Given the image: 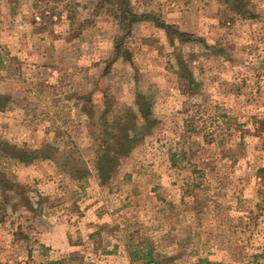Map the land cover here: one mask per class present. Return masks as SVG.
Returning <instances> with one entry per match:
<instances>
[{"label": "rangeland", "instance_id": "374dc122", "mask_svg": "<svg viewBox=\"0 0 264 264\" xmlns=\"http://www.w3.org/2000/svg\"><path fill=\"white\" fill-rule=\"evenodd\" d=\"M99 2L0 0V264H264V0L253 18L130 0L153 18L129 32ZM90 92L133 107L143 93L158 120L111 180L3 151L75 142L92 159Z\"/></svg>", "mask_w": 264, "mask_h": 264}, {"label": "trees", "instance_id": "16d2710c", "mask_svg": "<svg viewBox=\"0 0 264 264\" xmlns=\"http://www.w3.org/2000/svg\"><path fill=\"white\" fill-rule=\"evenodd\" d=\"M227 1H229L230 4L232 3V9H236L237 14L250 18L257 17L258 15L251 8L252 3L250 0ZM99 3L102 7L108 5V11L114 15V18L118 20L120 26H123L128 32L134 23L153 18L151 14H138L134 12L131 9L130 0H100ZM156 24L164 28L169 37L172 36L173 32H176L179 39L183 41L188 39L185 38L186 32L180 31L179 29L174 30L176 26L172 24H166L157 19ZM117 41V49L121 51L123 49L122 44L124 43V37H121ZM183 65L184 64H182V66ZM182 76L185 77V75ZM187 81L189 85L188 90L191 89L189 91H195L194 86H197V84L193 76H188ZM80 99L82 100V113L87 118L86 130L93 140L92 150L94 156L92 159L88 160L82 153L79 145L75 142H72V146L66 148L65 151H61L58 146L51 143L34 149L22 148L14 145L12 146L14 150L5 147L3 151L24 163H30L34 159L52 160L60 169L69 173L76 179H84L91 173L90 161L92 164L91 166H93V169L97 172L100 184H104L111 180L117 172L121 160L130 154L135 142L138 140L134 136V131H136L138 127H142L145 131H149L158 123L157 118L153 114L152 102L143 93H138L136 97V106L134 107L120 103L107 93H104V100L101 106H99L100 104L94 99L92 92L82 96ZM140 119L142 123H144L143 125L140 124L141 126L138 122ZM13 186H18V184H14ZM148 256V263L155 261L154 257L151 256V252ZM198 264L225 263L204 258L200 259Z\"/></svg>", "mask_w": 264, "mask_h": 264}]
</instances>
